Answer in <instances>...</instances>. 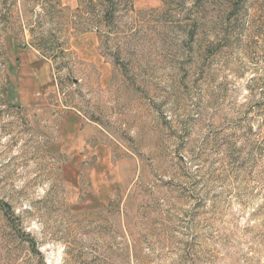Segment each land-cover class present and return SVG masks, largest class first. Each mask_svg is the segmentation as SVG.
I'll return each mask as SVG.
<instances>
[{"label": "rangeland", "instance_id": "1", "mask_svg": "<svg viewBox=\"0 0 264 264\" xmlns=\"http://www.w3.org/2000/svg\"><path fill=\"white\" fill-rule=\"evenodd\" d=\"M195 2L0 0V264H264V0Z\"/></svg>", "mask_w": 264, "mask_h": 264}, {"label": "trees", "instance_id": "2", "mask_svg": "<svg viewBox=\"0 0 264 264\" xmlns=\"http://www.w3.org/2000/svg\"><path fill=\"white\" fill-rule=\"evenodd\" d=\"M125 0H80V7L84 10V13H88V17L85 18L86 24H94L96 29L101 32L103 28L111 29L114 26V21L117 18V14L121 11V6ZM210 0H196L195 6L201 5L205 7ZM88 22V23H87ZM193 29L187 31V36L194 37L198 30L203 29L205 26L203 19L196 16L192 19ZM40 254V253H39Z\"/></svg>", "mask_w": 264, "mask_h": 264}, {"label": "crops", "instance_id": "3", "mask_svg": "<svg viewBox=\"0 0 264 264\" xmlns=\"http://www.w3.org/2000/svg\"><path fill=\"white\" fill-rule=\"evenodd\" d=\"M75 120L77 121V119L76 118H71L70 120H69V122H68V124H67V127H66V130H68L69 129V127H70V129L71 128H73V125H75L77 122H75ZM80 124L78 123V124H76L75 126H79ZM76 135V134H75ZM75 135H74V137H75ZM73 138V137H72Z\"/></svg>", "mask_w": 264, "mask_h": 264}]
</instances>
